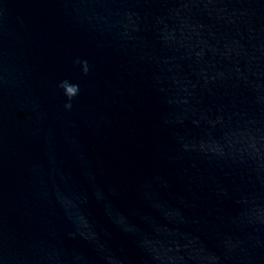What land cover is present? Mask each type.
Returning <instances> with one entry per match:
<instances>
[{
    "label": "clouds",
    "instance_id": "1",
    "mask_svg": "<svg viewBox=\"0 0 264 264\" xmlns=\"http://www.w3.org/2000/svg\"><path fill=\"white\" fill-rule=\"evenodd\" d=\"M75 64L80 66L81 71L84 75H88L91 71V66L87 59L76 58L74 61ZM63 92L64 97L66 98V102L64 104V109L67 111H71L72 109V101L80 94V86L76 83H72L69 80L65 79L59 82L57 85ZM187 142H181L180 148L182 152H192L195 151L196 148L186 146ZM227 153H212L211 156L213 158H220L222 156H226ZM50 165L54 170V161L50 159ZM30 171L33 177H37L40 175L41 167L38 162H33L30 166ZM258 181L261 185V188L264 189V168L257 169ZM37 195L41 199L46 198V193L38 192ZM228 196L227 190L224 192L218 193V197L224 198ZM153 207L157 209L162 217H164L169 224H178L183 222V212L180 209H176L175 213L172 214L167 206L157 207L156 203H153ZM242 212H246L247 215L234 217V222H240L244 226L248 224L255 225L257 228L262 230V233L259 235L253 234L251 238L247 241H240L236 243L235 241L238 238H233L234 244L233 246L223 245V253L221 255H217L216 253H212L215 256V264H228V262L237 254L243 252V254L247 257L243 264H264V217L255 216L251 213L250 208L247 205L242 206ZM133 215H139L140 210L132 209ZM150 220L151 218H146ZM113 223L117 225L124 232H134V227L130 224L128 217L124 216L122 219L113 218ZM71 237L79 236L80 238L86 239L91 243H95L97 239V234L94 230H83L80 229L77 232L70 234ZM49 239L55 240V230L54 228H49ZM145 247H151V245H142ZM51 256L49 257L50 264H63V250L58 249L55 245H51ZM178 251V250H177ZM255 252L256 255L253 256L252 252ZM69 264H88V260L85 256H83L79 251L74 250L71 253ZM106 264H110V261H106ZM163 264H184V259L182 256L172 255L167 257ZM196 264H208L207 256H201Z\"/></svg>",
    "mask_w": 264,
    "mask_h": 264
}]
</instances>
